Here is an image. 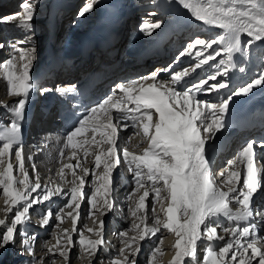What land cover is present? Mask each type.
<instances>
[{"label":"snow or ice","instance_id":"obj_1","mask_svg":"<svg viewBox=\"0 0 264 264\" xmlns=\"http://www.w3.org/2000/svg\"><path fill=\"white\" fill-rule=\"evenodd\" d=\"M36 2L37 0H24L20 5L23 10L22 13H12L0 17V23L19 20L20 26L26 27L31 32V35L24 40L11 43L10 58L2 65L3 74L8 83V92L12 96L19 97V99L9 108L12 113L10 124L5 126L3 132H0V139L3 140V144L0 146V164H4V158L10 157L13 154V149H15V161L24 177L20 181L24 185V189L23 191H10L13 169L11 162L7 163L5 169L8 183H4V181H0V183L4 184V195L8 197V200L5 201L8 204L6 211H12V207L21 201H24V205L22 210L15 212L10 224H7L4 219H0V226H4V231L0 233V247L15 244L17 228L24 225L29 216V209L33 205L50 201L53 196L63 193L60 186L42 188L39 176L36 177L34 184L29 185L28 173L24 167L25 156L21 124L25 119L26 104L29 101L30 93L36 88L30 74L36 59V47L33 45L25 49L18 47V45L30 42L35 35L30 22L34 19ZM96 3L98 0L88 2L79 11L78 17H84L87 13H91ZM178 3L195 20L224 30L223 35L212 40L197 37L185 49V52L191 54V49L196 46H200L202 50L206 51L212 48L214 44L220 45V48L214 49L195 66L199 68L223 53L225 58L215 66L216 70L206 79L192 84L183 91L177 90L174 85H178L184 77L189 75L187 69L176 72L172 75L171 81L158 80V73L167 71V69H157L156 72L139 80L120 83L116 87L120 93H123V96L114 100L113 97L116 96V90H114L112 95L88 109L87 114L83 115L78 125L67 134L66 138L67 146L75 149L77 143L74 142V138L84 135L86 131H91L92 138L95 140L96 134L99 132L102 140L97 141V143L108 145L106 150H102L96 156L97 168L101 167L103 157V171L95 176V179L101 183L93 191L89 198V204L92 208L96 207L97 195L103 189L104 205L108 210H111L113 206L111 176L113 169L120 163L117 155L119 121L124 119L129 112L140 113L139 121L142 125L143 134L149 141V147L140 155L125 148L123 157L126 163L135 164V169L130 168V170L134 171L137 188L144 189L143 195L139 197L136 211L145 208V198L149 195V190L145 188V184L142 182L143 175L139 171L141 167L147 169V180L152 182V191L156 193L158 198L161 189L156 185L162 182L163 187L167 189L169 203L165 210L166 221L163 222L162 226L174 232L178 238L175 242L176 252L170 264H184L185 258H191L193 262H196L197 241L206 239L211 242L225 239L224 236L217 233V228L220 227L217 218L224 216L229 221H246L254 214L255 197L264 191V177L254 167V162L257 159V152L254 148L256 141H249L237 158L230 162L235 165L239 161L245 165L243 184L239 188L241 180L239 171L229 172L227 183L230 186L227 190L218 187L206 155L207 143L215 138L217 132L227 126L225 116L233 98L247 96L254 88L264 86V68L256 78L242 86L233 88L229 81L230 72L237 68L233 59L234 55L239 53L247 59L255 42L264 41V0H215V2L214 0H178ZM150 15L155 16L156 13L152 12ZM162 24V20L151 23L145 21L140 30L144 34L151 35L152 31L161 28ZM241 34H246L251 38L243 46ZM3 46L0 44V47ZM181 55L184 53L182 52ZM196 55L201 56L202 52H197ZM17 59L23 62L19 68L15 63ZM238 71L245 73L246 68L240 66ZM218 77L222 79H218ZM147 81H151V83H147ZM210 81L213 82L210 83ZM75 88L76 85L66 88L57 85L55 89L43 87L39 91L41 95H44L54 90L58 93L72 92ZM221 90L225 91L218 103L197 99L198 94L212 92L221 94ZM128 103L135 105V107L128 108ZM106 105L108 108L105 107ZM113 109L122 114L115 118L116 123H113ZM98 115L103 116V121H97ZM100 129L103 131L100 132ZM257 146L264 147V144ZM72 155L75 156L76 153L73 152ZM28 159L31 160V156ZM84 171L87 174L88 170L85 169ZM63 172L64 169L61 168V178H63ZM76 180L79 183L73 181L70 199L67 203V207L73 211L80 209L81 201L84 199L85 180L79 176L76 177ZM32 193H36V196L29 199L32 197ZM233 201L239 205L235 211L230 207ZM73 211L67 212V216L72 219V233L77 230L76 225L79 216L78 211L75 215H73ZM136 211L132 212L133 216L136 215ZM60 212L63 213L64 209H60ZM52 215L53 213L49 210L40 220V225H48ZM255 215L257 217L264 216V207L256 206ZM56 219L62 221L64 216L58 214ZM161 223L157 217L155 220L157 226L151 228L145 226L140 229V225H134L139 230V235L129 238L126 245L130 250L129 253L126 255L125 249H120L123 259H116L113 264H135V255L140 251L137 241L144 240L149 233L155 235L160 230L159 225ZM103 226V221H101L99 229H88L90 232L95 231L96 236L101 238L91 240L86 239L83 233L80 234L79 244L87 246L91 255H94L98 246L103 244ZM64 231L66 234L64 243L61 244V241L57 240V247L59 248V256L63 257L65 264H67L73 239L72 234L67 229ZM223 231L229 235V240L218 251L208 247L207 253L203 257V264H233V262L235 264H253L257 258L258 264H264V247L258 246L264 237L256 236L257 223L247 224L244 227L237 224L234 227H226ZM20 235L22 237V249L26 250L30 257H33V264H35L33 248L35 236L28 237L22 229ZM120 235L126 236L127 233L121 232ZM250 236L253 238L245 239L242 242L241 238ZM156 251H160L159 247ZM129 256H132L133 259L130 260Z\"/></svg>","mask_w":264,"mask_h":264},{"label":"bare ground","instance_id":"obj_2","mask_svg":"<svg viewBox=\"0 0 264 264\" xmlns=\"http://www.w3.org/2000/svg\"><path fill=\"white\" fill-rule=\"evenodd\" d=\"M51 1L52 0H49L47 9H49V7L52 5ZM136 1H137V3L142 2L140 0H136ZM88 2H91V0H77V3H76V0H60L58 2H55L54 8H53V11L55 10V12H56V19H57V27H56L57 30H56L55 36L51 37L48 34L46 39L44 40V44L39 43V41H41V36H39L36 38V42H35V38H34V42L30 41L26 44H23L22 46L18 45V47L27 49V48H30L34 45L36 47V54H35L36 55V61L34 60L35 64L41 61V63H40V67H41L43 64L48 63V59L51 56V59L53 61H59L60 65H61V67L59 65H56L57 69L55 70V72L57 73V76H58V74L63 75L64 73H62V72H64V70L66 69L65 67L68 68V67L72 66L71 64H69L67 62L68 58H66V56L64 55L65 53H68V51H66V52H63L62 50L57 51V52L54 51V50H58L59 47H57L56 45L52 46L49 39L56 40L57 37H59L60 35H61L60 37H62L65 34V32L67 31V29H69L68 23L70 22L71 19L72 20L75 19V18H73V17H75L74 16V10L70 11L69 10L70 8H76L81 3H83V6H85ZM99 2H100V0H98V3H96L94 5V8H93L94 11L96 10L95 11V18L98 20V22L96 21V23H94V20L93 21L89 20L88 23L83 24V21H77L72 26L73 32L75 31V29L77 27H79V31H80L82 27L89 26L91 24H92V26L89 28V30L93 29V24H95L96 27L102 26V29H103V27L107 26V24H109V22L118 21L119 28L121 27L119 34L121 35V39L122 38L124 39V38H127V36H124L126 26L128 25L127 21H131V20H128V15L129 14L135 15L139 11H141V10L144 11L147 8H149L148 3H145L135 13V12H131L129 7L127 5H125L126 0H103V3H99ZM177 2H178V0H171V3L173 4L174 9H178ZM214 2H215V0H214ZM121 5H125V7H122ZM123 9H126V11H127L126 16H124V12L122 11ZM133 9L135 10L134 6H133ZM182 10H185V9L182 7ZM47 13H48V10L46 12V15H47ZM164 16H165L164 14H161V16H159V17L165 18ZM63 18L66 19L65 22H64ZM80 18H82L80 20H83V17H80ZM182 21L185 22V25H187L190 22L189 19H187L185 17L182 18ZM80 24H83V25H81L82 27L79 26ZM131 28L132 27L130 26L129 29H131ZM72 31H70V29H69V31H67L66 33L68 35L71 34L74 36L75 34H72ZM0 33H1V29H0ZM198 33L201 35H205L206 37H208L207 39H211V38L213 39L215 37L214 31L209 33V32H206L205 30H200ZM73 36H70V37L73 38ZM60 37L58 38L59 40H60ZM66 38H67L66 41H69L68 44L78 43V41H76L75 39H72L70 41L69 36L68 37L66 36ZM244 39L249 40L251 38L246 35V37ZM259 42L260 41L255 42V45L257 46L259 44ZM11 43H15L14 39H12L11 37H5L4 35H0V44L4 45L3 47H0V92L3 91L2 93H0V132H3V129L5 128V126L9 125L8 123H10V120L12 117V115L10 114V111L7 112V110L9 109V107L13 106L16 102H18V99H19V97H15V96H12L9 94L8 83L4 77L3 67H2L3 63L10 58V53L12 52L11 47H10ZM59 44H60V42H59ZM60 45H61V47L64 46L63 44H60ZM96 53L99 54V52H96ZM209 53H211V51L205 52L206 55ZM18 55L19 54L17 53V56ZM4 57H6V58L4 59ZM107 60H108L107 57H105L103 60H101L102 67L104 69H106V67H107ZM92 61H97V58L93 59ZM194 61H195L194 59H189L187 61V64H185V65H190ZM15 63L17 64V67L19 68V66L23 62H21L17 59V61H15ZM40 67L38 69L36 67L35 68L33 67L34 72L32 74L35 73L36 75H41V74H37L38 71L40 70ZM183 67H185V66L175 67L174 70H172V71H169L168 70L169 67H167L166 68L167 71H160L158 73L157 78H158V80L171 81L172 75H174L176 72L182 71L181 68H183ZM41 73H42V71H41ZM30 74H31V72H30ZM79 77H83V75H80ZM67 78H69L68 74H67V76H64V79H67ZM68 81H70V80H65V82H68ZM211 82L212 81H210V83ZM125 83H128V82H125ZM196 83H198V82H196ZM192 84H195V83L189 82V77L186 76L183 78V80L178 85H174V86L177 88V90L183 91V90H186V88L191 86ZM101 85H102V82L100 83L99 86H101ZM114 90H116V96L114 97L115 99L123 96V93H120L118 89H112L111 95H112ZM2 97H4V98H2ZM197 99H200V100L206 101V102L216 103V100H214L213 96L208 97L207 95H204V94H198ZM5 105H7V107H5ZM105 107L108 108V105H106ZM112 115L114 117V123H116L115 118L119 117L122 114L116 112L113 109ZM45 116H47L45 113H41V116L39 118H36L35 127L32 128L34 132L30 135L31 141H35L38 139L37 140L38 146H45L46 142L41 137L48 132V130H46V128L50 129L49 126L52 123L50 121H53V118H51L49 120V122L46 121ZM135 116L139 117L140 113L129 112L127 114V116L124 117V119L119 121V127L121 128L122 136H121L120 140L117 141V155L120 159V163L117 165L116 168L113 169L114 172L112 173V176H111V180H112V179H114V173H117L116 182H115L116 183V189H117L116 190V198L115 199L113 198L114 208L111 211L110 219H108V217H106V220H105V219H101V217H100L101 216L100 214H101V212H103L104 206H105L104 205V199H103L104 198L103 189H101V193L97 195L96 207L95 208L91 207L88 210L91 213L89 218H88V215H87V217H86V215H85V217L82 216L81 223L79 225L82 228L81 233H83L86 236V239L89 238L91 240H94V239H97L95 237V235H96L95 231L90 232V231H88V229H90V228L94 229V230L99 229L100 222L103 221V225H104L103 227H105L107 238L105 236V238L103 240V244L100 245L98 248L99 251L97 250L95 252V254L98 252L97 258L95 259V264H113V262L115 261V259L112 261L113 258L123 259V256L120 253V249L124 248L125 254L127 255L130 251L126 247L127 243L129 242V238L139 235V230L136 229L134 227V225H140V229H143L145 226H147L148 228L157 226L155 224V220L157 217L162 222L161 225H159L160 230L158 232H156L155 235L149 233L145 237L144 240H139V242H138L139 247L141 246L142 243L146 242L150 237L154 238V241L158 240V238L162 239V244L159 246L160 251L157 252L156 249L154 250V252L151 255V261L149 262V264H169L171 262L173 256L175 255V252H176L175 242L178 239L177 236L175 235L174 232H171L162 226L163 222L166 221L165 210H166L168 203H169V201L167 199V195H168L167 189L163 187V183L159 182L156 185V187H159L161 189L160 197L158 198L156 196V193L154 191H152V187H153L152 182L147 180V169H145L143 167H141V169H139V171H141L142 175H143L142 182L145 184V188H147L149 190V195H148V197L145 198V208L142 210H139V211H136V210H137V207L139 204V197L141 195H143L144 189H139V188H137V186H135L136 188L133 189L132 193L129 195V198H126L127 196H126L125 191H127V190L126 189L124 190V188L121 187L122 183L120 184V182L122 180H125V178L130 175L132 177V180H133L132 183L136 185L135 178H134V171L129 170V167L131 169H135V164H129V163L125 162L124 157H123L124 149L127 148L130 152L137 154V155H140L143 153V151L145 149H147L149 147V141H148L147 137H145L143 134L142 125L140 123L133 122V118ZM23 124L24 123L22 122L21 126ZM50 131L53 132V130H50ZM102 131L103 130H100V132H102ZM230 131H231V129H226V128L220 130L219 132H217L215 138L213 140H210L206 145V150H207L209 145L211 144V142L216 144L215 151L211 155L213 160L209 158V163L211 165L212 171H213L214 167L219 164V162L221 161L222 158L228 157V156H230V157H228V159L232 158V155L234 152L233 146L236 145V142H235L234 135L231 136ZM128 132H131V134L128 136L129 140H128V138L126 139V135ZM22 136H23V133H22ZM56 138H58V137H55V139H54L55 142L60 140V139H56ZM101 140H102V137L99 134V132L96 134L95 140H93L91 131H86L84 133V135L77 136L76 138H74V142L77 143V147L75 149L71 148L70 146H67V139H66V137H64L61 141L60 146L58 144H54L52 154L50 151L47 154H41L40 155L39 161L42 165L46 164V168L54 166V167H58V171H60L61 168L64 169L63 178H61V175L59 177L60 181H54L49 176H46L43 179V185H42V188H44L46 180H48V181L51 180L48 187H51V186L52 187L60 186L61 188L64 187L63 193L61 195L53 196L50 201H45V202L40 203V204H35L30 208L31 214L41 215V217H43L42 214L45 211L48 212L49 210H51L53 215L51 216L50 219L52 220V222H54V221L57 222L56 227H55L53 234H52L53 237L51 239H49L47 242L46 241L44 242V238L46 236H48V233H47V231L49 230L48 225H46V230H43L41 232H38L37 230H35L34 227H30V230H31V236L30 237L35 236V238H36L34 243H33V248H35V250H36L34 252V253H36V255L35 254L34 255H35V257L40 256L41 259L39 261H43V262H45V264L50 263V261H52L53 259H54V262H53L54 264L59 262V260L56 261V255L59 252L55 251V249L59 251V248L58 247L51 248L50 246H54V245L57 246V240L60 237V235H58V234L60 233V231H62L63 228H65L66 226L72 225V219H71V217L67 216V212L73 211V209L68 208L67 204H65V203L68 202V200L70 199V189L73 186V181H75L76 183H79V181L76 180L77 176L84 178L85 186L83 188V192H84L85 188H87L90 191V190H92V187H93L95 190V188L98 187L99 184L101 183V181H97L95 179V176L102 173V171H103V159H102V163H101L100 168L95 167V165H96L95 161H96V156L102 150H106L108 147V145L102 146L103 144L97 143V141H101ZM2 144H3V140L0 139V146H2ZM239 146H244V145L240 144ZM14 150L15 149H13V154L10 157L4 158L5 163L0 164V181H5V179H8L6 172H5V169H6L7 163L11 162L13 164L11 188L14 191H20L19 189L21 188L23 191L24 185L21 184L20 181L23 180L24 177H23L22 173H21V176L16 175V172L18 171L19 166H18L17 162L15 161ZM61 152H65V154H66V156H65V158H63V160H60V156H61L60 153ZM73 152L76 153L75 156L72 155ZM260 156L262 159H264V152H260ZM25 159H27V155L25 156ZM64 161L69 162L68 167H65L66 163ZM76 163H78V164H76ZM263 164H264V161H263ZM226 165L227 164H224L223 167H225ZM118 166H121V168L118 169ZM24 167L28 173L29 167H27V165H25V163H24ZM93 167H94V169H93ZM239 168H242V170H241L242 176H241V182H240V185L238 186V188L240 186H242V184H243V176H244V172H245V167L242 164L241 166H237V167L232 168L233 171L234 170L239 171ZM85 169L88 170L87 174H85V171H84ZM42 172H39L38 174H42ZM59 174H60V172H59ZM213 175H214V172H213ZM118 177H120L119 181H118ZM29 179H30V176L28 174L29 185H32L35 183V180L30 182ZM115 183L113 181L111 184V187L114 186ZM2 184L3 183H0V191L4 188V185H2ZM229 186L230 185L227 183V185L224 186L222 189L227 190V188ZM37 191L39 192L40 190L38 189ZM152 195H154V197H152ZM35 196H36V193H32V197H29V199L34 198ZM84 198H86V196H84ZM148 199H150L149 204L146 203ZM263 199H264V193H263ZM115 201H116V204H115ZM3 202H4V199H1L0 200V209H1ZM233 202H235V201H233ZM129 204H131V207H130V213L132 216L131 219H130V215H129V211H128V205ZM152 204H153V208H150L149 205H152ZM23 205H24V201H21L19 204L13 206L12 211H10L9 213L15 214V212L17 210H21ZM147 207H148V209H147ZM230 207L233 209V211H235V209L238 208L239 205L237 204V206L235 208H233L232 205H230ZM260 207H264V200H263ZM62 208L64 209L63 213L60 212V209H62ZM76 211L79 212V209ZM76 211H73V215L76 214ZM133 211H136L135 216L132 215ZM107 212H108V209L105 208L104 214H106ZM58 214L64 216V219L62 221H58L56 219V216ZM79 216H80V213H79ZM79 216H78V219H79ZM142 219H143V223H142ZM217 219H218V223L220 224V227H218V230L219 231L222 230V232H220L218 235L224 236L225 239L212 241L213 245L216 248L218 246L222 247L224 245V243L226 241H228L230 238L229 235L223 231L224 228L234 227L237 224H239L240 227L245 226L242 223H237V222L235 223V222L229 221L224 216H220ZM32 220L38 221V219L34 220L33 218H32ZM117 220H120V222L118 224L116 223ZM5 221H8V217L6 218ZM28 224L29 223L25 224L27 229H28V226L35 225V223L34 224L30 223V225H28ZM41 228H43V227H41ZM257 228H258V231L256 233V236L257 237H264V216H262L261 222L257 223ZM71 230H72V228H71ZM121 232H125V233H127V235L121 236L120 235ZM69 233L73 234L72 231H70ZM99 238H101V237H99ZM252 238L253 237L250 236L248 238H241V240H242V242H244L245 239H252ZM232 239L234 240L235 238H232ZM151 244H152V242H151ZM208 244H209V241L203 242L204 246H207ZM258 246L264 247V240H261L260 244H258ZM133 247H135V244ZM49 249H52V251H49ZM234 250H235V246H234ZM80 251H81V253H80L81 258L80 259L82 261L79 262L78 259H76L77 254H78V251L76 250L75 256L73 258V264H91L95 254L91 255L89 250L87 249V246H84ZM147 251H148V249H147ZM118 254H120V255H118ZM229 256H231V253H229ZM131 257L132 256H129L130 260H131ZM36 259H38V258H36ZM253 262H257V264H258V258L256 260H254ZM234 263L235 262H233V264ZM64 264H65V261H64ZM135 264H136V262H135ZM138 264H144V261L140 262Z\"/></svg>","mask_w":264,"mask_h":264},{"label":"rangeland","instance_id":"obj_3","mask_svg":"<svg viewBox=\"0 0 264 264\" xmlns=\"http://www.w3.org/2000/svg\"><path fill=\"white\" fill-rule=\"evenodd\" d=\"M58 1H60V0H56L55 2H58ZM140 1H142V2H139V3H137V1L136 0H126V3H125V5H127L128 7H129V9H130V11L131 12H135L136 13V11H138L139 9H140V7L143 5V4H145V3H148V6H150V4H153L155 1H157V0H140ZM147 1V2H146ZM76 3H77V0H76ZM99 3H103V0H100V2ZM142 3V4H141ZM136 5V6H135ZM133 6H134V8H135V10L133 9ZM84 6H83V3H81L80 5H78L76 8H70L69 10L70 11H73L74 10V16L75 17H73V18H75L74 20H70V22L68 23L69 25V29H70V31H72V26L75 24V23H73V22H77V21H83V24L84 23H88L89 22V20H91V21H93L94 20V23H96V21L98 22V20L95 18V11L93 10L91 13H87V15H85L84 17H83V20H80V19H82V18H78V13H79V11L83 8ZM65 16V15H64ZM63 20H64V22H65V20L66 19H64L63 18ZM86 20V21H85ZM83 24H80L79 26L80 27H82L81 25H83ZM71 27V28H70ZM86 27V26H85ZM69 29H67V31H69ZM66 31V32H67ZM65 32V34L62 36V37H60V40H61V43L62 44H64V46L66 45V40H67V38H66V36L68 37L69 36V40L71 41L72 39H75L76 41H78L79 42V27H77L76 29H75V31L73 32L72 31V34H75L74 36L73 35H71V34H67ZM70 36H73V38H71ZM59 37H57V39L59 38ZM53 40V39H49V41H50V43H51V45L53 46V45H56L57 47H59L58 48V50H54V51H61V49H60V47H61V45L59 44V42H60V40L58 39V40ZM41 41H39V43H40ZM50 45V46H51ZM50 53V52H49ZM6 57H4V59H5ZM35 61H36V59H35ZM35 61H34V63H33V66H32V70H31V74L34 72V70H33V67L35 66ZM8 124H10V123H8ZM128 138V136H126V139ZM128 140H129V138H128ZM96 147V146H95ZM100 147V146H99ZM219 153V152H218ZM217 153V154H218ZM102 159H103V157H102ZM210 159H212V157L210 156ZM213 160V159H212ZM222 160V159H221ZM76 164H78V163H76ZM226 164V163H225ZM95 167H96V165H95ZM121 168V166H118V169H120ZM123 168V167H122ZM93 169H94V167H93ZM92 169V170H93ZM129 170H130V167H129ZM113 172H114V170H113ZM112 172V173H113ZM16 175L17 176H21V172H20V170H19V168H18V171L16 172ZM215 175V174H214ZM116 176H117V173H114V179H112L111 181L113 182L114 181V183L116 182ZM126 178L129 180V183L127 182V180H126ZM125 178V180H122L121 182H120V184L122 183H124V187H122V188H124V190L126 189L127 191H133V189H135L134 187H133V185H135V184H133L132 183V177L129 175L128 177H126ZM119 179H120V177H118V181H119ZM4 183H8V179H5V181H4ZM132 183V184H131ZM121 184V185H122ZM2 185H4V184H2ZM136 186V185H135ZM114 188H115V192H114V195L113 196H111V200H112V202H113V198L115 199L116 198V183L114 184V186H113ZM20 191H22V189L20 188L19 189ZM87 190V191H86ZM93 190H94V188L92 187V190H88L87 188H85V190H84V196H86V198H84V200H82V202H81V206H80V209H79V213H80V216H79V219L77 220V225H76V232H74L73 234H72V239H73V246L70 248V250H69V253H68V261H67V264H73V258H74V256H75V252H76V250L78 251V254H77V257H76V259H78V261L79 262H81L82 260L80 259L81 258V256H80V253H81V249L84 247V246H81L80 244H79V237H80V234H81V232H82V228L79 226L80 225V223H81V218H82V216L83 217H85V215H86V217H87V215H88V218H89V216H90V211H88L90 208H91V205L89 204V198L91 197V195H92V193H93ZM10 191H13V192H15L12 188H10ZM132 191L131 192H129V195L132 193ZM126 192V191H125ZM127 194H128V192H126V196H127ZM152 197H154V195H152ZM128 198H129V196H128ZM1 199H4V202H3V204H2V206H1V209H0V219H4V220H6V218L8 217V221H6V223L7 224H10L11 223V220L14 218V216H15V214H11V213H9V212H7L6 211V209L8 208V204H6L5 203V201L6 200H8V197H6L5 195H4V188L0 191V200ZM104 199H105V197H104ZM68 202H66L65 204H67ZM147 204H149L150 203V199H148L147 200V202H146ZM115 204H116V201H115ZM65 206V205H64ZM150 206V208H153V204L152 205H149ZM130 207H131V204H129L128 205V211H129V215H130V219L132 218V216H131V213H130ZM147 209H148V207H147ZM21 210H22V208H21ZM47 214V211H45L43 214H42V216H44V215H46ZM101 216V219H105L106 220V217H108V219H110V216L108 215V212L106 213V214H102V212H101V214H100ZM103 216V217H102ZM104 216H105V218H104ZM41 217V215H37V214H31V210L29 209V216H28V219L25 221V223H24V225H22V226H18V228H17V234H16V241H15V244H10V245H8V246H6V247H0V264H33V257H30L29 256V254L27 253V251L26 250H24V249H22V247H21V239H22V237H21V235H20V232H21V229L23 230V232L28 236V237H30L31 236V230H30V227H34L35 228V230H37L38 232H41V231H43V230H46V226H41L40 225V219H42V217ZM32 218L34 219V220H37L38 219V221H33L32 220ZM51 218V217H50ZM51 220V219H50ZM49 220V224H48V226H49V230L47 231V233H48V236H46L45 238H44V242L46 241H48L49 239H51L53 236H52V234H53V231H54V229H55V227H56V224H57V222H52V220L50 221ZM107 222V221H106ZM120 222V220H117V224ZM27 223H29L28 225H30V223L31 224H34L35 223V225H30V226H28V229H27V227H26V225L25 224H27ZM41 227H43V228H41ZM71 228H72V225L70 226H66L65 228H63V230L62 231H60V233L58 234V235H60V237H59V239H60V241H61V244H63L64 243V239H65V237H66V234H65V229H67L68 230V232H70L71 231ZM4 231V226H0V233H2ZM220 232H222V230H218V228H217V233L219 234ZM84 235V234H83ZM174 235V234H173ZM105 236H106V231H105V227H103V229H102V239L104 240V238H105ZM84 237L86 238V236L84 235ZM95 237L98 239L99 237H97L96 235H95ZM106 238H107V236H106ZM58 239V240H59ZM89 239V238H88ZM95 240V239H94ZM204 241H207L206 239H202V240H200V241H197V258H196V262H193L192 261V259L191 258H185V262H184V264H203V257H204V255H206V253H207V249H208V247H211L214 251H218L219 250V248L217 247H215L214 245H213V242L211 241V242H209V244L207 245V246H204L203 245V242ZM139 241H137V243H138ZM151 242H152V244H151ZM162 244V239L160 238H158V240H156V241H154V238H149L146 242H144V243H142L141 244V246H140V251L135 255V262H136V264H138V263H140V262H143L144 261V264H149V262L151 261V255H152V253L154 252V250L155 249H157V247H159L160 245ZM133 246H134V244H133ZM35 247V246H34ZM51 248H55V247H57L56 245H54V246H50ZM98 248H99V246H98ZM147 249H148V251H147ZM36 250H35V248H34V252H35ZM55 251H57V252H59L58 250H56L55 249ZM98 251H99V249H98ZM23 252V254H21ZM28 254V255H27ZM35 255H36V253H34ZM97 254H98V252L95 254V256H94V258H93V260H92V262H91V264H95V259L97 258ZM35 255H34V260H35V264H45V262H43V261H39L40 259H41V257L39 256V257H35ZM118 255H120V254H118ZM137 256V257H136ZM36 258H38V259H36ZM116 260V259H121V258H113L112 259V261L113 260ZM131 259H133V257H131ZM57 260H59V262L58 263H55V264H64V259H63V257H61V256H59V253L56 255V261ZM122 260V259H121ZM143 260V261H142ZM54 262V259L52 260V261H50V263H48V264H54L53 263ZM170 264V263H169ZM235 264V263H234ZM253 264H257V262H253Z\"/></svg>","mask_w":264,"mask_h":264},{"label":"trees","instance_id":"obj_4","mask_svg":"<svg viewBox=\"0 0 264 264\" xmlns=\"http://www.w3.org/2000/svg\"><path fill=\"white\" fill-rule=\"evenodd\" d=\"M40 50V49H39Z\"/></svg>","mask_w":264,"mask_h":264}]
</instances>
